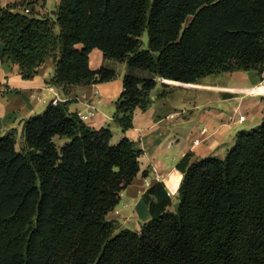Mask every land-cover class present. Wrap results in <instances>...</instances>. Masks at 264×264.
Here are the masks:
<instances>
[{"label":"trees","instance_id":"16d2710c","mask_svg":"<svg viewBox=\"0 0 264 264\" xmlns=\"http://www.w3.org/2000/svg\"><path fill=\"white\" fill-rule=\"evenodd\" d=\"M46 2L0 5L3 57L26 79L55 57L49 84L63 89L116 77L90 67L94 48L126 63L114 115L124 131L135 109L152 105L159 78L197 83L256 70L264 79V0H61L55 15H40L35 7ZM112 137L66 102L25 121L21 150L16 128L0 134V264H264V118L238 131L224 158L187 153L177 164V208L153 184L145 193L151 218L139 231L107 217L142 155L135 141Z\"/></svg>","mask_w":264,"mask_h":264},{"label":"crops","instance_id":"0c3cea01","mask_svg":"<svg viewBox=\"0 0 264 264\" xmlns=\"http://www.w3.org/2000/svg\"><path fill=\"white\" fill-rule=\"evenodd\" d=\"M19 1L0 0V5ZM60 2L47 0L44 6H36V11L40 15L52 13ZM3 49L0 42V134L16 128L18 138H23L25 121L42 112L46 104L58 96L59 101L66 102L74 113L97 107V113L86 121L90 127L101 129L109 126L113 132L112 144L128 137L142 150L141 170L124 190V196L115 208L120 213H115L114 209L107 216L121 228L139 231L141 225L151 218L145 201V193L149 189L144 185L145 177H149L152 185L162 183L171 193L173 204L170 209L173 210L178 206L183 179V173L177 168L179 161L189 152L196 159L209 156L224 158L235 143L238 131L254 128L264 118V98L252 96L264 94L259 72L239 70L210 75L197 83L159 78V84L151 94L152 105L145 111L135 109L133 126L124 131L115 122L114 115L115 103L123 91V80L129 71L126 63L105 58L99 48H94L90 53V67L94 70L103 66L114 69L116 77L110 81L70 85L63 89L49 84L56 70L55 57L48 58L38 68L37 74L26 79L18 64L3 57ZM211 77L219 79L212 80ZM162 83L169 87L164 88ZM164 89L167 92L160 96ZM39 97L46 102L40 101ZM241 116L246 117L242 122L239 121ZM197 139L199 144H195ZM154 166L162 174L161 180L155 178Z\"/></svg>","mask_w":264,"mask_h":264},{"label":"built area","instance_id":"2783aa9c","mask_svg":"<svg viewBox=\"0 0 264 264\" xmlns=\"http://www.w3.org/2000/svg\"><path fill=\"white\" fill-rule=\"evenodd\" d=\"M22 10H23L24 13H31V8H30V7H25V8H23ZM263 81H264V79H263ZM262 83H264V82H262ZM50 88L53 89L52 86H51ZM39 100L42 101V102H46V99H44V98H42V97H39ZM51 102L54 103V104H57L58 102H60L58 96H56V98H54ZM51 102H50V103H51ZM97 111H98L97 107H93L92 110H89V111H87V112L78 111L77 113H78V115L81 117V119H82L83 121L86 122V121L89 120L91 117H93V116L97 113ZM245 119H246L245 116H241L240 119H239V121L242 122V121H244ZM199 143H200V140L197 139V140L195 141V144H199ZM153 170H154V172H155V178H156L157 180H161V179L163 178L162 174L158 171V169H157L155 166H154V169H153ZM151 183H152V181L149 179V177H145V178H144V185H145L146 187H151V186H152ZM169 194L171 195V193H169ZM120 196H121V197L124 196V191L121 192ZM116 212L118 213L119 210L117 209Z\"/></svg>","mask_w":264,"mask_h":264},{"label":"rangeland","instance_id":"374dc122","mask_svg":"<svg viewBox=\"0 0 264 264\" xmlns=\"http://www.w3.org/2000/svg\"><path fill=\"white\" fill-rule=\"evenodd\" d=\"M50 1H52V0H50ZM31 8V7H30ZM33 8V7H32ZM31 8V9H32ZM34 9V8H33ZM35 11H36V7H35ZM192 20V17H189L188 18V20H187V22H186V24H185V26H187L188 25V23L190 22ZM143 40H144V47H147V45H148V34L146 33L144 36H143ZM235 72V71H234ZM232 73V72H231ZM137 74L138 75H140V76H146V75H149L148 74V72L147 71H144V70H140L139 72H137ZM212 78V77H211ZM214 78H218V77H213L212 78V80L214 79ZM260 78H261V76H260ZM219 79V78H218ZM262 82H264L263 80H261V84H263ZM261 84H259V85H261ZM258 86V85H257ZM253 93H257V92H253ZM264 93V92H263ZM196 94L198 95L199 94V91H197L196 92ZM245 95V94H244ZM246 95H248L247 93H246ZM249 95H251V94H249ZM256 95V96H255ZM252 96H255V97H258V98H264V94H252ZM264 104V103H263ZM48 106V104H46V106H45V108ZM45 108H44V110H45ZM44 110H42V112L44 111ZM39 113H41V112H39ZM259 125H261V123L260 124H258L257 126H255V127H258ZM23 138H18L17 139V148L19 149V150H21L22 148H23ZM56 142H57V144L60 146L63 142H64V140H61V139H59L58 137H57V139H56ZM150 188V187H149ZM176 209V207L175 208H173V210H175ZM116 210L117 209H115L114 210V212L115 213H117L116 212ZM118 213H120V211L118 212Z\"/></svg>","mask_w":264,"mask_h":264},{"label":"water","instance_id":"95a60500","mask_svg":"<svg viewBox=\"0 0 264 264\" xmlns=\"http://www.w3.org/2000/svg\"><path fill=\"white\" fill-rule=\"evenodd\" d=\"M52 14L55 15L56 14V10H53Z\"/></svg>","mask_w":264,"mask_h":264}]
</instances>
